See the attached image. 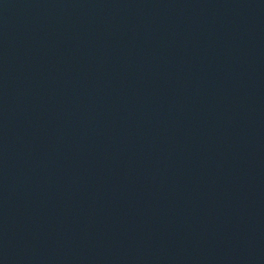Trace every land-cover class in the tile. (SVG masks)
Segmentation results:
<instances>
[{"label":"water","instance_id":"water-1","mask_svg":"<svg viewBox=\"0 0 264 264\" xmlns=\"http://www.w3.org/2000/svg\"><path fill=\"white\" fill-rule=\"evenodd\" d=\"M0 264H264V0H0Z\"/></svg>","mask_w":264,"mask_h":264}]
</instances>
